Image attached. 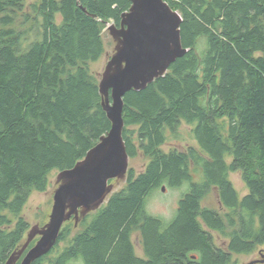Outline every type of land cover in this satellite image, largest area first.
Segmentation results:
<instances>
[{
  "label": "trees",
  "instance_id": "1",
  "mask_svg": "<svg viewBox=\"0 0 264 264\" xmlns=\"http://www.w3.org/2000/svg\"><path fill=\"white\" fill-rule=\"evenodd\" d=\"M165 1L182 16L189 50L124 97L128 154L143 153L147 165L129 169L126 185L77 225L72 218L73 228L67 221L33 264H232L233 254L264 244V0ZM132 3L0 0V264L30 228L22 213L33 191H46L51 171L73 168L109 133L90 63L106 52V23L120 27ZM183 124L197 144L165 151L168 133L179 136ZM232 171L249 188L242 199ZM186 182L171 219L148 211L155 190ZM214 187L221 211L202 204Z\"/></svg>",
  "mask_w": 264,
  "mask_h": 264
},
{
  "label": "water",
  "instance_id": "2",
  "mask_svg": "<svg viewBox=\"0 0 264 264\" xmlns=\"http://www.w3.org/2000/svg\"><path fill=\"white\" fill-rule=\"evenodd\" d=\"M132 2L130 10L122 15L120 27L109 24L117 45L102 75L100 91L112 127L84 159L73 168L61 171L50 221L43 227H33L28 241L6 264H18L31 241L39 236L21 262L33 264L55 247L67 221L75 218L78 223L80 217L97 210L108 200L114 190L110 181L125 178L129 170L130 155L123 138L125 95L133 89H145L164 76L189 50L181 37L182 16L167 1ZM260 261L264 262V258Z\"/></svg>",
  "mask_w": 264,
  "mask_h": 264
},
{
  "label": "rangeland",
  "instance_id": "3",
  "mask_svg": "<svg viewBox=\"0 0 264 264\" xmlns=\"http://www.w3.org/2000/svg\"><path fill=\"white\" fill-rule=\"evenodd\" d=\"M112 23H113L112 21L107 22L103 29V39L106 47L105 54L97 61H93L90 63L91 71L98 77L100 81L102 79V75L106 69L107 64L109 63L114 53L116 52L117 41L112 36L109 30V24ZM30 25L31 22H25L24 24L21 25V27L28 28ZM36 37L37 36L35 35V31H31L29 40L35 39ZM168 135L169 137L167 143H165L162 146L165 151H171L172 149L186 150L189 145L197 144V142L193 137L192 128L187 124L182 125L181 134L179 136L176 137L172 133H168ZM226 158L229 161L231 160V157L228 155ZM148 161H149L148 158L143 153L139 154L136 157H130L129 169L132 168L135 170V172H140L145 168ZM60 173H61L60 170L51 171V173L49 174L48 189L46 191L35 190L28 199L22 214L25 217V219L29 222L30 228L28 232L25 234L23 242L20 246H23L28 241L29 233L33 227L35 226L43 227L50 221V216L54 205V195L57 188L60 185L59 182ZM229 177L233 185L235 186L236 190L238 191L240 199H242L249 192V188L243 179L241 171H232ZM111 181L112 182L110 183L114 185L113 192H115L120 190L126 185L127 176L122 179H114ZM164 185L165 186H162L157 190H155L154 193L149 197L147 203V209L151 214L158 215L163 217L164 219L169 220L175 215L181 197L185 192H187L189 188V182H186L182 187H170L167 184ZM163 188L165 189L163 190ZM202 204L207 207L220 209V211L222 210V206L220 204V200L218 196V190L216 187L211 189V191L204 198ZM69 222L71 227L73 228V224L75 220L73 219L72 221L70 220ZM75 225H77L76 222ZM76 228L77 227L75 226L74 230ZM213 234L215 241L218 245L226 244L227 239L225 238L224 235H221L218 232H213ZM39 238L40 237L37 236L31 241V243L34 240H36L37 242ZM133 241L135 244L137 255L145 256L139 232L134 233ZM29 246L25 251L26 253L29 251L28 250ZM26 253H24V255H26ZM23 258L24 257H22V259ZM263 258H264V244L259 245L256 248V250L250 254H233L234 262L232 264H250L253 261H257V263L255 264H264V262L260 261ZM22 259H20L21 262Z\"/></svg>",
  "mask_w": 264,
  "mask_h": 264
}]
</instances>
